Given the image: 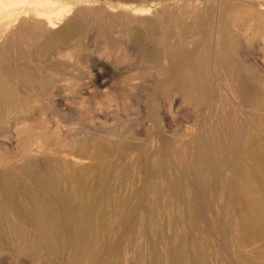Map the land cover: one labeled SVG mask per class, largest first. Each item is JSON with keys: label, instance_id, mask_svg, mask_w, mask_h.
I'll return each mask as SVG.
<instances>
[{"label": "rangeland", "instance_id": "1", "mask_svg": "<svg viewBox=\"0 0 264 264\" xmlns=\"http://www.w3.org/2000/svg\"><path fill=\"white\" fill-rule=\"evenodd\" d=\"M88 1L0 58V264H264V0Z\"/></svg>", "mask_w": 264, "mask_h": 264}, {"label": "bare ground", "instance_id": "2", "mask_svg": "<svg viewBox=\"0 0 264 264\" xmlns=\"http://www.w3.org/2000/svg\"><path fill=\"white\" fill-rule=\"evenodd\" d=\"M97 1V0H96ZM99 1V0H98ZM113 1V0H112ZM218 1V0H217ZM90 1H88V0H0V58H5L4 56H5V54H7V53H14L15 55L18 53V51H19V49H20V47H21V44L23 43L21 40H23V39H26V40H28L26 43L29 45V44H36V43H40V42H42L43 40H46L47 38H49V37H52L53 35H56V34H61L62 32H64L65 31V29H64V27H66V26H68L69 27V25L70 24H72V23H75L74 21H76V20H78V19H76L77 18V16H78V12H82V9L83 8H87V7H91V4L90 3H92V4H94L93 2H90ZM104 2V1H103ZM109 2V1H108ZM111 2V1H110ZM189 2V1H188ZM221 2V1H220ZM98 4H99V2H97ZM97 3H95L96 4V6L98 5ZM124 3V2H123ZM121 4L120 5V7H121V9L120 8H118V11H114V10H117V9H114V10H112V8L111 7H109V8H111V10L109 11V13H111V15H114V14H116V13H118L119 11L120 12H128V13H132L135 17L136 16H141V18H142V15H144L145 13H147V11L149 10V9H147V8H135L134 6L132 7L130 4ZM191 3V2H190ZM95 4H94V6H95ZM102 4V3H101ZM106 4V3H105ZM111 4H112V2H111ZM115 4V3H114ZM117 4H119L118 2H117ZM108 5V4H107ZM144 5V4H143ZM99 6H100V4H99ZM112 6V5H111ZM115 6V5H114ZM152 6V5H151ZM258 6V5H257ZM260 6V5H259ZM258 6V8H260ZM264 6V5H263ZM119 7V6H118ZM97 8H99V7H97ZM103 8V7H102ZM117 8V7H116ZM263 8V7H262ZM96 10V9H95ZM101 11L103 10V9H100ZM107 10V9H106ZM262 10V9H261ZM264 10V9H263ZM99 12V11H98ZM151 12V11H150ZM100 13V12H99ZM98 14V13H97ZM102 14H103V12H102ZM151 14V13H150ZM106 15V13L104 14V16ZM108 15H110V14H108ZM80 16V15H79ZM98 16V15H97ZM100 17H101V15H100ZM95 19H96V17H94ZM93 18V19H94ZM102 18H104V17H102ZM101 20V19H100ZM106 20V19H105ZM180 20V19H179ZM95 21V20H94ZM77 22V21H76ZM102 23V20L101 21H98V24L99 23ZM104 23V22H103ZM121 25V24H120ZM28 30H30L29 32L31 33V35L30 36H28L27 37V35L28 34H26L27 33V31ZM120 32V31H119ZM26 34V35H25ZM121 34V33H120ZM124 37H125V35H124ZM219 38V37H218ZM23 41H25V40H23ZM127 41H128V39H127ZM20 42H22V43H20ZM130 42V41H129ZM20 43V44H19ZM18 44H19V47H18ZM24 44V43H23ZM25 45V44H24ZM24 45H22V46H24ZM28 45H27V47H28ZM38 45V44H37ZM131 45H132V43H131ZM30 46H32V45H30ZM36 46V45H35ZM130 46V45H129ZM26 48V47H25ZM31 49L33 48L34 49V47H30ZM41 49V48H40ZM139 49V48H138ZM218 49V48H217ZM35 50V49H34ZM140 50V49H139ZM138 50V51H139ZM29 51V50H28ZM41 51V50H40ZM44 51V50H43ZM49 51V50H48ZM30 52V51H29ZM36 53V52H35ZM139 53V52H138ZM39 54V53H38ZM43 54V53H42ZM13 55V54H12ZM18 55V54H17ZM36 55H37V53H36ZM216 55V54H215ZM43 56H44V54H43ZM17 57V56H16ZM32 57V56H31ZM205 58V57H204ZM223 58H225V57H223ZM137 59V58H136ZM172 59V58H171ZM222 59V58H221ZM227 59V58H226ZM140 60V59H139ZM141 60H143L142 58H141ZM200 60V59H199ZM215 60V59H214ZM224 59H222V61H223ZM40 61V60H39ZM144 61V60H143ZM225 61H227V60H225ZM224 61V62H225ZM204 62V61H203ZM144 62H142L140 65H142ZM227 63V62H226ZM145 64V63H144ZM214 64V63H213ZM221 65V64H220ZM224 65H226L227 66V64H224ZM170 66V65H169ZM218 66V65H217ZM216 67V66H215ZM227 67H229V65L227 66ZM230 68V67H229ZM234 69H235V67H233ZM234 69H232V70H234ZM171 70H172V68H171ZM230 70V69H229ZM170 71V70H169ZM168 71V72H169ZM180 70H178L177 71V73L179 74L180 72H179ZM231 71V70H230ZM231 72H233V71H231ZM177 73H176V76H178L177 75ZM228 73V72H227ZM14 74H16V73H14ZM164 74V73H163ZM171 73H169V75H170ZM231 74H233V73H229V75H231ZM18 75V74H17ZM158 75V74H157ZM165 75V74H164ZM172 76H174L173 74H171ZM175 76V77H176ZM197 76V75H196ZM232 76H234V74L232 75ZM237 77V76H236ZM168 78V77H167ZM232 78V77H231ZM234 78H235V76H234ZM248 79V78H247ZM14 80H15V78H14ZM19 80V79H18ZM163 80V79H162ZM167 80V79H166ZM194 80V79H193ZM220 80V79H219ZM240 80H242V79H240ZM240 80H239V78H238V80H235L234 82H238L239 81V83H240ZM246 80V79H245ZM177 81V80H176ZM244 81V80H243ZM219 82V81H218ZM231 82H233V81H231ZM247 82H249V81H247ZM238 83V85L237 86H240L241 84H239ZM246 84V83H245ZM33 85V84H32ZM217 85H219V84H217ZM234 85H236V83L234 84ZM243 86V85H242ZM33 87V86H32ZM226 87V86H225ZM214 88H216V87H214ZM222 88V87H221ZM225 89V88H224ZM239 89H242L241 88V86H240V88ZM183 90V89H182ZM219 90H221V89H219ZM226 90V89H225ZM224 90V91H225ZM244 90V89H243ZM228 91H229V89H228ZM178 92V91H177ZM177 92H175L176 94H177ZM230 93V92H229ZM173 94V93H172ZM179 94H180V92H179ZM239 95V94H238ZM182 98V97H181ZM184 99H185V97H183ZM240 100H241V98H240ZM239 100V101H240ZM242 101V100H241ZM35 103V102H34ZM220 104V103H219ZM235 105H236V103H235ZM220 107V106H219ZM241 107H243V106H241ZM219 109H221V108H219ZM245 109V108H244ZM218 110V109H217ZM38 112V111H37ZM249 112V111H248ZM250 113V112H249ZM250 115V114H249ZM252 115V114H251ZM217 119V118H216ZM252 119V118H251ZM253 120V119H252ZM16 121V120H15ZM23 121V120H22ZM29 121V120H28ZM32 121H33V119H32ZM31 121V122H32ZM254 121V120H253ZM30 122V123H31ZM12 123V122H11ZM20 123V122H19ZM21 123H23V122H21ZM37 123V122H36ZM213 123H214V121H213ZM27 124V123H26ZM34 124V123H33ZM250 124V123H249ZM17 125V124H16ZM20 125V124H19ZM71 126V125H70ZM71 127H73V126H71ZM72 129V128H71ZM37 130V129H36ZM114 130H116V129H114ZM82 131V130H81ZM99 131H101V130H99ZM105 131V130H104ZM131 131H132V129H131ZM88 132V131H87ZM86 132V133H87ZM92 132L93 131H91V135H92ZM106 133H108L107 131H106ZM20 134V133H19ZM87 134H89L90 135V133H87ZM98 134V133H97ZM97 134H93L92 136H100L101 134H102V131H101V133H100V135H97ZM105 134V133H104ZM212 134V133H211ZM190 137V136H189ZM71 138V137H70ZM104 138V137H103ZM116 139V138H115ZM96 140V139H95ZM161 140V139H160ZM163 140V139H162ZM188 141V140H187ZM184 142V141H183ZM189 142V141H188ZM187 142V143H188ZM225 142H226V140H225ZM40 143V142H39ZM219 143V142H218ZM164 144V143H163ZM183 144V143H182ZM189 144H190V142H189ZM188 144V145H189ZM219 145H220V143H219ZM219 145H218V147H219ZM41 147V146H40ZM35 151V150H34ZM43 151V150H42ZM38 153V152H37ZM44 154H45V152H44ZM38 155H41V153H39ZM43 156V155H42ZM72 156V155H71ZM189 156V155H188ZM214 156H215V154H214ZM145 161V160H144ZM55 163V162H54ZM54 163L52 164V166L54 165ZM5 165V164H4ZM31 165V164H30ZM147 165V164H146ZM33 166V165H32ZM34 166H35V164H34ZM40 166V165H39ZM38 166V167H39ZM51 166V165H50ZM56 166V165H55ZM144 166H145V164H144ZM143 166V167H144ZM13 168H15V167H13ZM40 168V167H39ZM42 168V167H41ZM40 168V169H41ZM56 168V167H55ZM55 168H53V169H55ZM52 169V168H51ZM115 169V168H114ZM57 170V169H56ZM113 170V169H112ZM145 170V169H144ZM9 171V170H8ZM7 171V172H8ZM13 171H14V169H13ZM28 171V170H27ZM26 171V172H27ZM44 171H45V169H44ZM51 171V170H50ZM67 171V170H66ZM26 172H24L23 173V175L26 173ZM29 172H30V170H29ZM42 172V171H41ZM47 172V171H46ZM116 172V171H115ZM114 172V173H115ZM50 173V172H49ZM111 173H112V171H111ZM10 174V173H9ZM18 174V173H17ZM45 174V173H44ZM21 175V174H20ZM111 175V174H110ZM43 176V175H42ZM7 177V176H6ZM23 177V176H22ZM30 177V176H29ZM32 177V176H31ZM47 177V176H46ZM109 177V176H108ZM9 178V177H8ZM19 178V177H18ZM34 178V177H33ZM38 178V177H37ZM27 179V178H26ZM48 179V178H47ZM167 179V178H166ZM31 180V179H30ZM33 180V179H32ZM39 180V179H38ZM132 180V179H131ZM10 181H12V180H10ZM49 181V180H48ZM8 182V181H7ZM168 182V181H167ZM12 183V182H11ZM10 183V184H11ZM2 184V183H1ZM29 184V183H28ZM36 184V183H35ZM48 184H49V182H48ZM164 185V184H163ZM33 187L35 186V185H32ZM37 186V185H36ZM10 187V186H9ZM23 187H24V185H23ZM96 187V186H95ZM220 187V186H219ZM41 188V187H40ZM164 188V187H163ZM8 189V188H7ZM14 189V188H13ZM31 189V188H30ZM33 189V188H32ZM36 190V189H35ZM4 191V190H3ZM14 191V190H13ZM26 191V190H25ZM40 191V190H39ZM20 192V191H19ZM18 192V193H19ZM156 192V191H155ZM2 193V192H1ZM13 193V192H12ZM27 193V192H26ZM5 194V193H4ZM16 194V193H15ZM20 194H22V193H20ZM25 194V193H24ZM42 196V195H41ZM23 197V196H22ZM21 197V198H22ZM30 197H31V195H30ZM43 197V196H42ZM29 199V198H28ZM27 199V200H28ZM35 199V198H34ZM131 199V198H130ZM156 199V198H155ZM154 199V200H155ZM53 200V199H52ZM93 200V199H92ZM91 200V201H92ZM30 201V200H29ZM34 202V201H33ZM94 202H96V201H94ZM128 202H129V200H128ZM131 202V201H130ZM147 202V201H146ZM156 202V201H155ZM4 203V202H3ZM30 203V202H29ZM53 203V202H52ZM58 204V203H57ZM149 204V203H148ZM3 205V204H2ZM39 206V205H38ZM52 206V205H51ZM153 206H155V205H153ZM24 207V206H23ZM49 208V207H48ZM47 208V209H48ZM52 209H53V206L51 207ZM50 208V209H51ZM60 208V207H59ZM20 209V208H19ZM156 209V208H155ZM158 209V208H157ZM238 209V208H237ZM149 210V209H148ZM56 211V210H55ZM145 211V210H144ZM146 212V211H145ZM153 212V211H152ZM167 212V211H166ZM22 213V212H21ZM20 213V214H21ZM44 213V212H43ZM65 213V212H64ZM68 214V213H67ZM148 214V213H147ZM165 214V213H164ZM11 215V214H10ZM14 215V214H13ZM48 215H49V213H48ZM233 215V214H232ZM37 216H39L38 214H37ZM44 216V215H43ZM97 216V215H96ZM236 216V215H235ZM8 217L10 218V216L8 215ZM19 217V216H18ZM44 217H49V216H44ZM70 217V216H69ZM13 218V217H12ZM27 218V217H26ZM49 218H51V217H49ZM96 218V217H95ZM6 219V218H5ZM14 219V218H13ZM35 219H36V217H35ZM38 219H39V217H38ZM10 220H11V218H10ZM63 220V219H62ZM96 220V219H95ZM38 221V220H37ZM47 221V220H46ZM15 222V221H14ZM41 222V221H40ZM48 222L49 221H47L46 223H47V225H48ZM59 222V221H58ZM5 223V222H4ZM34 223V222H33ZM37 223V222H36ZM45 223V222H44ZM72 223V222H71ZM193 223V222H192ZM3 226H4V224H2ZM1 225V226H2ZM24 225V224H23ZM32 225V224H31ZM59 225V224H58ZM74 225V224H73ZM151 225V224H150ZM21 226V225H20ZM25 226V225H24ZM50 226V225H49ZM55 226V225H54ZM128 226V225H127ZM7 227V226H6ZM5 227V228H6ZM15 227V226H14ZM52 227V226H51ZM57 227V226H56ZM56 227L54 228V229H56ZM74 227V226H73ZM159 227V226H158ZM174 227V226H173ZM13 228V227H12ZM30 228V227H29ZM129 228V227H128ZM18 229V228H17ZM73 229V228H72ZM168 229V228H167ZM11 230V229H10ZM78 230V229H77ZM76 230V231H77ZM5 231V230H4ZM3 231V232H4ZM17 231V230H16ZM38 231V230H37ZM149 231V230H148ZM161 231V230H160ZM235 231V230H234ZM6 232V231H5ZM50 232V231H49ZM72 232H73V230H72ZM88 232V231H87ZM101 232H103V231H101ZM163 232V231H162ZM31 233V232H30ZM37 233V232H36ZM51 233V232H50ZM58 233V232H57ZM168 233V232H167ZM12 234V233H11ZM56 234V233H55ZM165 234V233H164ZM5 235H6V233H5ZM4 235V236H5ZM31 235V234H30ZM150 235V234H149ZM4 236H1V237H4ZM17 236V235H16ZM52 236V235H51ZM13 238V237H12ZM33 238V237H32ZM145 238V237H144ZM2 239V238H1ZM7 239H9V237L7 238ZM34 239V238H33ZM150 239H151V237H150ZM162 239V238H161ZM12 240H14V239H12ZM131 240V239H130ZM165 240V239H164ZM2 241V240H1ZM4 241V240H3ZM9 241V240H8ZM11 241V240H10ZM56 241H57V239H56ZM63 241V240H62ZM86 241V240H85ZM125 241V240H124ZM32 242V241H31ZM30 242V243H31ZM38 242V241H37ZM54 243V242H53ZM60 243V242H59ZM65 243V242H64ZM125 243V242H124ZM18 244V243H17ZM34 244V243H33ZM58 244V243H57ZM146 244V243H145ZM163 244V243H162ZM65 245V244H64ZM109 244H107V246H108ZM124 245V244H123ZM160 245V244H159ZM16 246V245H15ZM41 246H42V244H41ZM109 247V246H108ZM43 248V247H42ZM166 248V247H165ZM22 249V248H21ZM67 249H69V248H67ZM27 250V249H26ZM32 250V249H31ZM42 250V249H41ZM43 250H44V248H43ZM76 250V249H75ZM74 250V251H75ZM149 250V249H148ZM168 250V249H167ZM15 251V250H14ZM73 251V250H72ZM42 252V251H41ZM107 252V251H106ZM105 252V253H106ZM148 252V251H147ZM3 253V252H2ZM10 253V252H9ZM19 253H21V252H19ZM29 253V252H28ZM75 253V252H74ZM116 253V252H115ZM165 253V252H164ZM38 254V253H37ZM104 254V253H103ZM106 254H108V253H106ZM105 254V255H106ZM11 255H12V253H11ZM21 255H23V254H21ZM149 255V254H148ZM15 256V255H14ZM24 256H27V254L26 255H24ZM96 256V255H95ZM13 257V256H12ZM74 257V256H73ZM104 257V256H103ZM3 258V257H2ZM1 258V259H2ZM5 258V257H4ZM14 258V257H13ZM18 258H19V256H18ZM21 258V257H20ZM22 258H24L23 256H22ZM27 258V257H26ZM29 258V257H28ZM27 258V259H28ZM39 258V257H38ZM105 258H106V256H105ZM117 258V257H116ZM30 259V258H29ZM6 260V259H5ZM52 260V259H51ZM136 259H135V255H132L131 254V251H130V253L128 254V256H127V263H133L134 261H135ZM2 261V260H1ZM24 261V260H23ZM48 261H50V260H48ZM102 261V260H101ZM39 262V261H38ZM45 261H43V263H44ZM68 262V261H67ZM55 263H57V262H55ZM10 264V263H9ZM45 264V263H44ZM58 264H59V262H58ZM69 264V263H68ZM89 264V263H88ZM95 264V263H94ZM98 264V263H97Z\"/></svg>", "mask_w": 264, "mask_h": 264}]
</instances>
